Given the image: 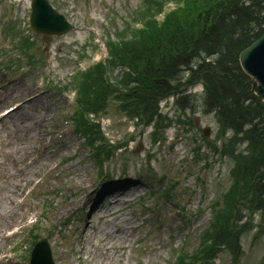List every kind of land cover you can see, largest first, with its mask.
I'll use <instances>...</instances> for the list:
<instances>
[{
    "label": "rangeland",
    "instance_id": "374dc122",
    "mask_svg": "<svg viewBox=\"0 0 264 264\" xmlns=\"http://www.w3.org/2000/svg\"><path fill=\"white\" fill-rule=\"evenodd\" d=\"M49 1L73 25L70 31L37 33L29 25L30 0H0V264H28L33 244L43 237L55 264H85L90 206L99 189L115 187L133 188L121 203L133 229L104 253L98 251L102 238H90L84 254L89 264H178V252L199 247L213 219V201L231 185L232 162L212 147L221 144L214 115L203 112L200 98L185 111L169 98L161 106L170 125L152 135L151 123L127 117L111 97L97 114L80 108L78 98L81 74L97 63L104 64L110 86L117 85L122 69L107 63L110 42L134 40L146 15L161 22L183 1ZM201 91V84L188 90ZM36 96L42 109L30 101ZM10 109L17 112L3 116ZM81 111L95 132L84 129ZM19 116L27 118L20 126ZM203 128L210 129L209 137ZM98 132L113 149L101 167L94 154L101 148L94 139ZM22 146L28 151H17ZM20 169L22 175L28 169L31 179H20ZM251 217L236 258L222 247L206 264H261L264 221Z\"/></svg>",
    "mask_w": 264,
    "mask_h": 264
},
{
    "label": "trees",
    "instance_id": "16d2710c",
    "mask_svg": "<svg viewBox=\"0 0 264 264\" xmlns=\"http://www.w3.org/2000/svg\"><path fill=\"white\" fill-rule=\"evenodd\" d=\"M181 1L161 22L146 15L134 40L110 42L107 63L122 69L118 86H110L104 64L97 63L81 74L78 103L97 114L111 97L127 117L151 123L152 135L170 125L161 106L169 98L181 111L200 98L203 112L214 115L221 144L211 145L232 162L231 185L213 201V219L199 247L175 257L178 264H206L222 247L236 258L251 215L264 221V101L239 62L240 51L264 32V0ZM195 84L202 86L200 95L188 92ZM80 114L84 129L95 132L96 126L86 125L87 113ZM98 133L93 136L101 148L94 154L109 158L113 149Z\"/></svg>",
    "mask_w": 264,
    "mask_h": 264
},
{
    "label": "water",
    "instance_id": "95a60500",
    "mask_svg": "<svg viewBox=\"0 0 264 264\" xmlns=\"http://www.w3.org/2000/svg\"><path fill=\"white\" fill-rule=\"evenodd\" d=\"M30 26L37 33L62 35L72 29L63 14L55 10L48 0H31ZM242 70L251 78L254 93L264 101V32L239 53ZM204 128V135H209ZM29 264H54L45 238L32 249Z\"/></svg>",
    "mask_w": 264,
    "mask_h": 264
},
{
    "label": "bare ground",
    "instance_id": "6f19581e",
    "mask_svg": "<svg viewBox=\"0 0 264 264\" xmlns=\"http://www.w3.org/2000/svg\"><path fill=\"white\" fill-rule=\"evenodd\" d=\"M41 96H36L31 102H33L37 109H42L44 107V104L41 101ZM17 112L16 110H10L9 112L5 113L4 115H8L10 113ZM42 116V115H41ZM40 117V116H39ZM18 125H22L27 118H23L21 116L17 117ZM38 139V137L36 138ZM35 139V141H36ZM40 139H38L39 141ZM42 140V139H41ZM40 140V141H41ZM28 146V145H27ZM27 146L19 147L21 149L17 150L20 152L28 151ZM48 160L47 156L43 157V160ZM21 165V164H20ZM37 166V164H36ZM34 170V169H33ZM23 169H20V174H17L20 176V179H25L26 181L31 179L28 174L30 172L28 169H25V172L22 175ZM35 172V170L33 171ZM32 174V173H31ZM19 185V178H15L12 183H10V188H16ZM133 188H118L115 187L113 189L105 188V189H99L98 195H97V201L92 203L94 205H91L90 207H93V216L92 218H89L91 221L90 223H86V227H89L92 229V231L89 233L88 236H86L85 240L83 239V252L82 258L85 260V264L90 263V258L86 257L84 254L88 253V249L86 248V245L90 242V238L97 237V239L103 240L102 244H99V252L104 253L106 251L107 246H113L114 242L118 239H124L129 236L131 229H133V225L129 222V219L127 215L123 212L121 203L125 201L126 198L131 196ZM14 195V193H11ZM12 195L6 196L7 199L14 201V197ZM74 202V201H73ZM8 212H11L9 209ZM105 224L107 221H110V226L103 227L102 225H97V221L100 220ZM88 221V219H87ZM1 224V220H0ZM101 236H99L98 234ZM105 236V237H103ZM104 264V263H102Z\"/></svg>",
    "mask_w": 264,
    "mask_h": 264
}]
</instances>
